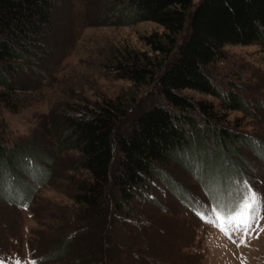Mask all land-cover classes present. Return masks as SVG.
I'll list each match as a JSON object with an SVG mask.
<instances>
[{
    "label": "rangeland",
    "instance_id": "374dc122",
    "mask_svg": "<svg viewBox=\"0 0 264 264\" xmlns=\"http://www.w3.org/2000/svg\"><path fill=\"white\" fill-rule=\"evenodd\" d=\"M199 2L193 0L194 5ZM126 19L127 11L118 0L63 3L47 42L48 53L30 54L32 60L20 61L11 78L12 91L0 87L7 97V103L0 104L5 143L34 141L51 160L41 166L52 171L51 179L38 186L28 204L22 191L10 189L4 200L0 198V259L6 264L16 260L22 264H264V207L257 213L259 225L253 223L255 231L241 244L244 232L236 230V221L225 224L222 231L221 221L205 204L210 194L204 184L177 163L165 170L182 195L155 178L146 191L152 200H133L135 215L116 213L112 184L99 213L91 214L77 201L80 186L91 177L78 167L76 149L55 148L60 143L56 135L65 129L64 117L88 115L97 103L121 97L126 113L116 134H122L142 109L167 104L157 80L135 84L123 68L133 59L150 60L161 68L168 65L173 55L154 52L145 39L164 28L153 21ZM188 31L186 27L182 38ZM224 52L208 70L221 98L192 90L184 93L217 107L229 91L241 94L247 112L219 107L220 113L225 123L264 143V45L230 44ZM242 153L251 163L244 170L245 181L264 195V149L256 155L245 146ZM197 212L204 214L203 221L198 222ZM66 241L65 249L58 252Z\"/></svg>",
    "mask_w": 264,
    "mask_h": 264
},
{
    "label": "trees",
    "instance_id": "16d2710c",
    "mask_svg": "<svg viewBox=\"0 0 264 264\" xmlns=\"http://www.w3.org/2000/svg\"><path fill=\"white\" fill-rule=\"evenodd\" d=\"M67 1L0 0V87L12 91L11 78L21 67L20 61L30 54L48 53L58 11ZM118 1L127 11L126 22L153 21L164 28L163 33L145 39L154 52L173 55L168 65L161 68L150 60L133 59L123 68L135 84L157 80L167 104L142 109L122 134H116L126 113L121 97L97 103L88 115L64 117L65 129L56 135L60 143L55 148L76 149L78 167L91 177L80 186L77 201L91 214L99 213L112 184L116 213L135 215L133 200H152L146 191L155 178L182 195L165 170L166 165L177 163L200 179L212 200L231 207L240 201L244 170L251 164L242 148L248 146L259 155L264 143L225 123L220 113V108L247 112L241 94L229 91L217 107L184 91L221 98L208 70L225 56L226 45H264V0H200L196 5L193 0ZM186 27L189 31L182 38ZM6 99L0 92V104H6ZM49 160L34 141L7 144L0 133V198L4 200L10 189L22 191L28 204L38 186L52 177V171L41 166Z\"/></svg>",
    "mask_w": 264,
    "mask_h": 264
},
{
    "label": "snow or ice",
    "instance_id": "6c2138e0",
    "mask_svg": "<svg viewBox=\"0 0 264 264\" xmlns=\"http://www.w3.org/2000/svg\"><path fill=\"white\" fill-rule=\"evenodd\" d=\"M243 184L245 189L241 193L240 201L229 208L223 207L219 201H214L211 197L205 199V204L216 215V219L221 221L220 228L222 231L225 230V224L236 221V230L244 232V237L240 240L241 244L245 243L247 236L255 231L252 228L253 223L255 222L259 225L261 217L257 216V213L264 207V195L256 192L247 181H244ZM212 203L215 204V207L211 206ZM195 215L198 218V222L204 220V214L197 212ZM256 236H259V232H256ZM237 246L239 247V244ZM0 264H6L5 260L0 259ZM15 264H22V261L16 260ZM28 264H35V262L29 261Z\"/></svg>",
    "mask_w": 264,
    "mask_h": 264
}]
</instances>
